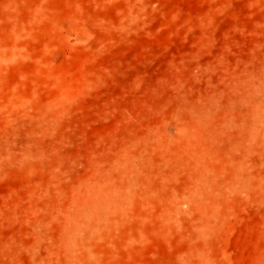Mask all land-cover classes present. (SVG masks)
Segmentation results:
<instances>
[{"label":"rangeland","instance_id":"1","mask_svg":"<svg viewBox=\"0 0 264 264\" xmlns=\"http://www.w3.org/2000/svg\"><path fill=\"white\" fill-rule=\"evenodd\" d=\"M0 264H264V0H0Z\"/></svg>","mask_w":264,"mask_h":264}]
</instances>
